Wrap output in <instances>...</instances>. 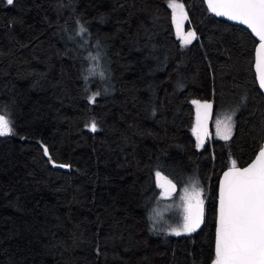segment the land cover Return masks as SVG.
I'll use <instances>...</instances> for the list:
<instances>
[{
  "label": "trees",
  "instance_id": "obj_1",
  "mask_svg": "<svg viewBox=\"0 0 264 264\" xmlns=\"http://www.w3.org/2000/svg\"><path fill=\"white\" fill-rule=\"evenodd\" d=\"M257 44L204 0H0V264H213L220 176L264 143ZM201 100L229 139L198 144ZM157 170L202 189L201 228L154 233Z\"/></svg>",
  "mask_w": 264,
  "mask_h": 264
},
{
  "label": "snow or ice",
  "instance_id": "obj_2",
  "mask_svg": "<svg viewBox=\"0 0 264 264\" xmlns=\"http://www.w3.org/2000/svg\"><path fill=\"white\" fill-rule=\"evenodd\" d=\"M9 5L13 0H7ZM210 10L215 15L227 17L246 25L259 37V59L256 68L259 72V83L264 88V0H207ZM170 7L175 11L174 20L179 30L181 21L187 20L184 6L172 2ZM81 34L86 32L83 26ZM196 33L189 31L183 37L185 45L196 39ZM88 59L98 63L99 57L89 56ZM90 74L95 73V67L90 68ZM103 76V72L99 73ZM94 94L90 101L94 102ZM197 104L196 116L197 137L200 132L207 135L206 122L211 118L212 104L209 102H194ZM202 110V111H200ZM11 114L3 111L0 114V136L14 135V120L6 119ZM217 133L225 140L231 137V115L224 121L217 120ZM91 131H96V123L90 125ZM203 140L201 139V145ZM47 152V149H45ZM66 167V165H59ZM157 187L167 196L175 191V184L163 176L159 170L155 172ZM202 189L197 183L185 189L183 200V221L177 228L172 229L175 235L195 232L203 223L204 201ZM213 264H264V150L247 167L239 168L232 162L229 171L223 175L218 195V222L216 230L215 254Z\"/></svg>",
  "mask_w": 264,
  "mask_h": 264
},
{
  "label": "rangeland",
  "instance_id": "obj_3",
  "mask_svg": "<svg viewBox=\"0 0 264 264\" xmlns=\"http://www.w3.org/2000/svg\"><path fill=\"white\" fill-rule=\"evenodd\" d=\"M178 30V29H177ZM178 35L180 38H183L188 32L184 31L182 27V21L180 28L178 30ZM201 104L204 102H207L205 100L199 101ZM210 103V102H209ZM196 111L198 112L197 104H196ZM202 111V110H200ZM228 116V115H226ZM225 115L223 112H218L217 110H214L213 107L211 109V121L209 122L210 128L209 131H211L214 134V138H220L223 139L218 133L216 128V121L225 120ZM232 130H233V122H232ZM200 134L202 135L203 132L201 130ZM201 145V143H198ZM204 145V144H203ZM186 186L179 187V191L176 194H168L167 196L164 194L163 190L161 189V192L159 193V198L157 203L154 204V206L151 209V219H152V228L154 233H156L158 236H165L166 234L175 235L172 231V229L177 228L179 224L183 221L184 216V206H183V200L181 197L183 196V192L185 189L191 188V185L196 183L194 179L190 180ZM204 199V196L201 197ZM205 203V202H204ZM205 207V204H203ZM182 234H188V233H182Z\"/></svg>",
  "mask_w": 264,
  "mask_h": 264
},
{
  "label": "water",
  "instance_id": "obj_4",
  "mask_svg": "<svg viewBox=\"0 0 264 264\" xmlns=\"http://www.w3.org/2000/svg\"><path fill=\"white\" fill-rule=\"evenodd\" d=\"M204 1H205L206 6L208 7L209 11H210L213 15H215V13H213V12L210 10V8H209V6H208V3H207V0H204ZM215 16H217V15H215ZM217 17H219V18H221V19H223V20H225V21H227V22H229V23H231V24H235V25L241 26V27H243V28L249 30V31L251 32V34L254 36V38H256V39L258 40V44H257V46H256V50H255L254 71H255V73H256V78H257L258 85H259V87H260V89H261V92H262L263 95H264V88H262V87L260 86V83H259V72H258V70H257V68H256V61H258V59H259V44H260L259 37H257V36L251 31V29H249L246 25H242V24H240L238 21H232V20H229L227 17H220V16H217ZM210 121H211V118L206 122L207 132L209 131V128H210V124H209ZM260 150H264V143H263L262 147L259 149V151H260ZM259 151L257 152V154L255 155V157H254V158H253V159H252L247 165H245V166H237V167H239V168L247 167V166H248L251 162H253L254 159L258 156ZM230 168H231V167H228L227 169H225V170L222 172V174H221V176H220V179H219L218 194H217L216 230H217V222H218V195H219V187H220V184H221V182H222V180H223V175H224V173L227 172V171H229ZM167 178H168L169 180H171L173 184H175V191H174V192H171L170 194H176V193L179 191V187H180L179 184H178L177 182H175L172 178H169V177H167ZM203 209H204V212H205V207H204V205H203ZM203 223H204V216H203ZM203 223L201 224V226H200L199 228L202 227ZM199 228H198V229H199ZM198 229H197V230H198ZM215 241H216V231H215Z\"/></svg>",
  "mask_w": 264,
  "mask_h": 264
},
{
  "label": "flooded vegetation",
  "instance_id": "obj_5",
  "mask_svg": "<svg viewBox=\"0 0 264 264\" xmlns=\"http://www.w3.org/2000/svg\"><path fill=\"white\" fill-rule=\"evenodd\" d=\"M203 132V131H202ZM214 137V134L211 131L207 132V135H204V133L201 135L200 138L198 139V143H201V139L203 140V144L205 145L210 139ZM198 138V137H197ZM202 144V145H203Z\"/></svg>",
  "mask_w": 264,
  "mask_h": 264
},
{
  "label": "bare ground",
  "instance_id": "obj_6",
  "mask_svg": "<svg viewBox=\"0 0 264 264\" xmlns=\"http://www.w3.org/2000/svg\"><path fill=\"white\" fill-rule=\"evenodd\" d=\"M205 101H207V100H205ZM207 102H210V101H207Z\"/></svg>",
  "mask_w": 264,
  "mask_h": 264
}]
</instances>
